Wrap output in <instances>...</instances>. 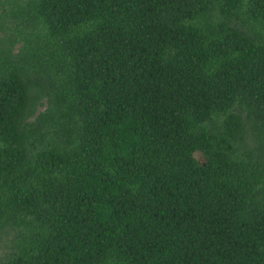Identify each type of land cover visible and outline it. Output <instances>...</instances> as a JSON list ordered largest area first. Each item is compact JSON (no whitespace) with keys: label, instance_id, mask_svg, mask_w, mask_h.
Instances as JSON below:
<instances>
[{"label":"trees","instance_id":"trees-1","mask_svg":"<svg viewBox=\"0 0 264 264\" xmlns=\"http://www.w3.org/2000/svg\"><path fill=\"white\" fill-rule=\"evenodd\" d=\"M0 264H264V0H0Z\"/></svg>","mask_w":264,"mask_h":264},{"label":"rangeland","instance_id":"rangeland-1","mask_svg":"<svg viewBox=\"0 0 264 264\" xmlns=\"http://www.w3.org/2000/svg\"><path fill=\"white\" fill-rule=\"evenodd\" d=\"M194 156H195L198 160L201 159V157H200V155H199L198 153H194Z\"/></svg>","mask_w":264,"mask_h":264}]
</instances>
